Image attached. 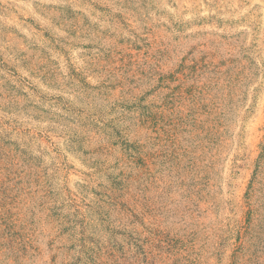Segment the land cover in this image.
Instances as JSON below:
<instances>
[{
    "label": "rangeland",
    "instance_id": "1",
    "mask_svg": "<svg viewBox=\"0 0 264 264\" xmlns=\"http://www.w3.org/2000/svg\"><path fill=\"white\" fill-rule=\"evenodd\" d=\"M0 264H264V0H0Z\"/></svg>",
    "mask_w": 264,
    "mask_h": 264
}]
</instances>
